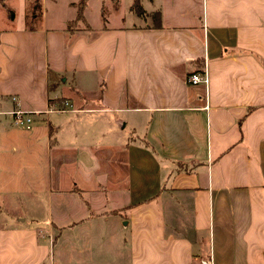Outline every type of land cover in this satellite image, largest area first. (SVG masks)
<instances>
[{
	"label": "crops",
	"instance_id": "crops-1",
	"mask_svg": "<svg viewBox=\"0 0 264 264\" xmlns=\"http://www.w3.org/2000/svg\"><path fill=\"white\" fill-rule=\"evenodd\" d=\"M2 2L0 264H264V0Z\"/></svg>",
	"mask_w": 264,
	"mask_h": 264
},
{
	"label": "rangeland",
	"instance_id": "rangeland-1",
	"mask_svg": "<svg viewBox=\"0 0 264 264\" xmlns=\"http://www.w3.org/2000/svg\"><path fill=\"white\" fill-rule=\"evenodd\" d=\"M8 1L11 3V5L17 7L18 4L17 0H8ZM67 1L68 0H42L43 2L42 8H45L46 15L48 17L53 16V13L55 11H59L63 13L66 7H67V12L68 10L69 12H71L73 11V9L68 7ZM139 1H141L142 4L145 5L143 0H139ZM131 2L132 0H84L83 3L84 4L86 3L87 7H85V5H83L82 3L79 5V3L76 2L79 11L81 9V17L79 20L77 19L78 24L84 26V24L87 25V23H90L92 26H95V24L98 23L96 21L98 19L100 20V23L102 22L104 25L110 26L113 25L114 23V20L112 18L113 14L118 16L117 18L118 20L116 21L115 24L121 26L129 25L132 22L143 21V19L139 16L135 18L133 17L132 14H134L135 11L129 8V6H131L130 5ZM77 6L76 5L73 6L74 9L77 8ZM5 201H11V198H5Z\"/></svg>",
	"mask_w": 264,
	"mask_h": 264
},
{
	"label": "built area",
	"instance_id": "built-area-1",
	"mask_svg": "<svg viewBox=\"0 0 264 264\" xmlns=\"http://www.w3.org/2000/svg\"><path fill=\"white\" fill-rule=\"evenodd\" d=\"M187 82H189L192 85L200 84V83H206L207 82V76H205L203 73H190L187 76ZM31 113L28 112H21L20 110H12L11 111V118H12V124L14 126L20 127V128H29L31 123ZM200 264H204L201 262Z\"/></svg>",
	"mask_w": 264,
	"mask_h": 264
},
{
	"label": "trees",
	"instance_id": "trees-1",
	"mask_svg": "<svg viewBox=\"0 0 264 264\" xmlns=\"http://www.w3.org/2000/svg\"><path fill=\"white\" fill-rule=\"evenodd\" d=\"M84 0H79V5L82 3L83 4ZM2 7L5 9L6 14L9 17H12V10L5 7V5L3 4L2 0H0ZM25 8H26V17L27 18H33L32 21H35L37 17H39L40 15V4H39V0H26L25 2ZM131 9H133L136 13V15H140L142 10L140 8V5L138 4L137 0H133L131 3ZM80 17V11L78 9V14L76 16V20Z\"/></svg>",
	"mask_w": 264,
	"mask_h": 264
}]
</instances>
